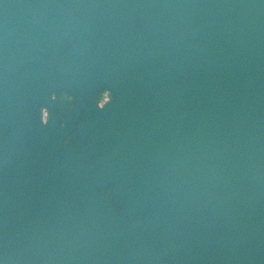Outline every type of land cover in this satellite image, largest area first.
Returning <instances> with one entry per match:
<instances>
[{
	"label": "water",
	"instance_id": "95a60500",
	"mask_svg": "<svg viewBox=\"0 0 264 264\" xmlns=\"http://www.w3.org/2000/svg\"><path fill=\"white\" fill-rule=\"evenodd\" d=\"M0 261L264 264V0H0Z\"/></svg>",
	"mask_w": 264,
	"mask_h": 264
},
{
	"label": "bare ground",
	"instance_id": "6f19581e",
	"mask_svg": "<svg viewBox=\"0 0 264 264\" xmlns=\"http://www.w3.org/2000/svg\"><path fill=\"white\" fill-rule=\"evenodd\" d=\"M107 98H108V97H107ZM105 100H106L105 98H104V100H101V101H100V102H101V104H103Z\"/></svg>",
	"mask_w": 264,
	"mask_h": 264
},
{
	"label": "snow or ice",
	"instance_id": "6c2138e0",
	"mask_svg": "<svg viewBox=\"0 0 264 264\" xmlns=\"http://www.w3.org/2000/svg\"><path fill=\"white\" fill-rule=\"evenodd\" d=\"M0 264H3V262H2V261H0Z\"/></svg>",
	"mask_w": 264,
	"mask_h": 264
}]
</instances>
